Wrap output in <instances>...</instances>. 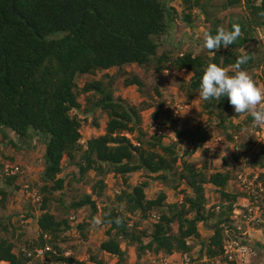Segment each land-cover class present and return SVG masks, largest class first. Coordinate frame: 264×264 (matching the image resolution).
I'll use <instances>...</instances> for the list:
<instances>
[{
    "label": "trees",
    "instance_id": "obj_1",
    "mask_svg": "<svg viewBox=\"0 0 264 264\" xmlns=\"http://www.w3.org/2000/svg\"><path fill=\"white\" fill-rule=\"evenodd\" d=\"M181 2L183 9L178 12L172 4L167 5V0H0V132L7 129L17 137L19 143L12 139L9 141L16 149L30 141L33 148L36 142L44 146L39 186L43 197L40 214L36 218L38 239L34 245H27V249L16 253L10 240L0 238V261L32 264L33 259H36L35 262L40 259L34 256V250L47 246L49 250L44 256L56 262L88 264L87 261L65 256L55 243L58 235L70 228L67 218H59L49 209L52 193L64 187V179L58 177L63 158L78 168L80 176L92 170L99 177L91 184V193H84L73 200L66 206L67 209L88 206L95 213L97 207L92 195L101 194L105 187L102 177L110 172L124 177L143 170L150 175L156 174L154 178L163 183L170 178L177 180L189 190L190 193L181 201L167 203L164 192L156 198L147 199L144 192L147 182L143 181L117 196L119 203L124 202L125 212H139L141 218L152 216L154 221L151 231L146 232L144 229L136 230L134 224L128 226L124 212L117 209L104 212L102 222L108 225L106 238L97 249L114 256L116 264L125 258L122 242L135 246L137 257L145 252L161 257L174 252L189 254L193 248L191 240H200V256L214 261L222 258L225 240L229 238L226 230L232 228L230 214L238 196V193L226 189L233 174L228 169L208 170L205 165L196 167L183 159L194 154L207 141V136L197 138L191 131L170 128L177 140H186L192 145L191 148L185 147L181 163L177 166L178 141L165 144L162 136L150 134L142 128L139 107L114 95L113 77L107 76V81H87L80 89L76 82L81 75L115 68L125 75V86L135 85L140 89L143 87L141 78L124 69L126 65L134 64L155 73L189 71L191 76L186 88L189 95L198 94L202 68L210 60L225 68L234 63L242 47L254 43L255 29L264 27V19L258 16L264 11V0H223L219 8L217 4H212L213 0ZM241 5L244 10L229 13L227 21L219 16V12ZM197 16L207 23L205 30L210 28L213 33L218 26L230 28L238 22L243 36L227 48L221 46L212 50L216 53L215 57L204 47L203 54L194 53L191 49L176 54L170 49L159 50L161 39L168 33L172 22H181L193 28L192 21L199 19ZM257 50V47L246 50L251 59L242 67L249 74L259 69L264 80V57ZM86 93L90 94L88 98L91 100L87 101L90 107L84 112L98 109L106 114L107 121L103 134L90 137L83 144L81 122L71 114V110L80 108L78 97ZM201 101L203 112L217 120L219 126L232 124L235 129H241V125H233L229 121L234 107L227 96L218 101L215 98ZM164 102L166 100H162V104ZM158 111L152 113L151 119L159 118L161 109L160 113ZM234 114L237 115L235 111ZM164 116L171 121L170 115L165 113ZM248 119L252 118L248 116ZM164 121L161 120L162 125L169 128ZM125 133H129L130 138ZM235 134L226 136L236 142L238 137L235 139ZM34 137L36 141H33ZM235 148H238L236 143ZM234 158L237 159V155ZM225 164H228L227 159ZM246 166L264 168V146L242 165L241 170ZM3 176L7 186L17 178ZM259 177L264 186V173ZM206 184L219 193L217 212L206 207ZM17 188L14 186V189ZM7 192L5 187L0 186V210L6 206ZM117 217L123 220L120 226L114 222ZM199 224L212 231L205 240L200 237ZM1 229L7 230L0 217ZM243 242L264 253L261 243L248 239ZM52 247L57 248V256L52 254ZM28 252H33L32 256H28ZM89 261L101 263V259L93 257Z\"/></svg>",
    "mask_w": 264,
    "mask_h": 264
},
{
    "label": "rangeland",
    "instance_id": "obj_2",
    "mask_svg": "<svg viewBox=\"0 0 264 264\" xmlns=\"http://www.w3.org/2000/svg\"><path fill=\"white\" fill-rule=\"evenodd\" d=\"M170 5L180 12L183 9V3L181 0H167ZM223 0H213L212 4H219ZM259 2V0H257ZM244 10L242 5L235 9L219 12L220 17L227 21L229 13H241ZM199 17V16H197ZM195 19V18H194ZM192 19V20H194ZM193 28L186 26L184 23L170 24L169 31L161 39L162 45L159 50H167L173 54L184 50H193L194 53L203 54L204 48L202 45V34L205 31L207 23L203 18L195 19L192 21ZM258 48L257 53H261L264 57V27L255 29L254 43L245 44L242 49L252 50ZM128 73H134L138 75L143 81V87L138 89L135 85L125 86L124 77L115 68L109 70H99L94 74L81 75L76 79L78 88L80 89L85 82L93 79L108 80L107 76L113 77V86L115 88L114 95L125 99L129 104H133L139 107V113L141 118L142 128L147 127L148 121L152 118V113L155 110H159L161 115L159 119H165V123L172 127H178L186 131H191L197 138L202 135L207 136V141L198 148L194 154L184 156L183 159L194 163L196 167L205 165L208 170H221L228 169L233 174L232 179L235 181L236 174L242 171V165L250 161L256 153L260 151V148L264 146L259 139L262 127H254L252 119H248L247 114L235 115L234 108L229 115V121L235 124L241 125V129L237 130L232 124H223L219 126L217 120L212 119L202 110V101L198 97L199 94L189 95L186 88V82L191 76L189 71H180L175 73L174 71L166 70L161 73H155L151 69H145L137 65H126L124 67ZM174 72V73H172ZM250 74L256 84L264 89V80L262 73L259 69L251 71ZM250 73V72H249ZM90 94H80L78 101L80 103L79 109L71 110V114H74L81 122V143L90 138L104 133L107 116L104 112L96 109L89 113H85L90 107L88 100H91ZM162 100H170L171 102L188 103L189 107L185 108L176 118H165V111L162 110ZM174 119V120H173ZM166 126V125H165ZM174 137H167L163 139V143H172L178 141L177 153L178 161L177 166L181 163V155L185 147L191 148L192 145L188 141L185 143L177 140L173 129H170ZM236 133L237 141L229 140L226 134ZM134 139L133 134L131 135ZM10 139L19 143L14 134L5 129L0 132V186L5 187L8 191L7 203L5 208L0 210V217L3 218V222L7 230H0V238H6L14 244L13 251L16 253L27 249V245H34L38 239L39 231L36 225V218L40 214V204L42 201L43 193H41L39 186L41 185L40 177L43 170V151L44 146L40 142H36V146L31 147V141L26 143L22 148H14L10 143ZM36 141V138H33ZM238 148H235V143ZM237 152V153H236ZM237 155V159L234 158ZM78 157V156H77ZM225 159L227 163L225 164ZM17 163L21 165L23 169V176L17 177L12 185L7 186L4 179V166L6 164ZM250 169L259 175L264 173V168L246 166L244 169ZM156 174H148L146 171L139 170L132 172L126 176H120L114 173H107L104 175V189L101 194H93L92 199L96 203L97 211L91 212L88 206L81 207L77 210L67 209L73 200L79 199L84 193H91V184L99 177L95 175V172L89 170L80 176L78 168L70 163L66 158L62 159V170L58 174V177L64 179V187L60 190H56L52 193L50 202V212L54 213L57 217H65L68 219L70 228L65 232L58 235L55 243L61 249L65 256H72L75 259L87 261L88 264H96L91 262V258L101 259L100 264H116V258L107 253L100 252L97 247L99 243L106 238L105 230L108 225L101 222L99 226H92L93 217L103 219L104 212L111 211L112 209L119 210L125 213L127 217L128 226L132 224L136 225V230L151 231L154 217L147 216L141 218L139 212L128 213L125 212V204L123 201L119 203L117 196H120L123 191H128L132 186L139 184L143 181L147 182V187L144 189L145 197L147 199L156 198L160 192H164L166 195L165 202L171 203L175 201H181L183 197L189 194V190L183 183L174 179H169L168 182L163 183L159 179H155ZM260 178V177H259ZM262 183V180H260ZM28 184L31 187L37 188L40 194V200L34 202L27 192L22 187L23 184ZM17 186V189H14ZM176 186V187H173ZM227 191L234 192L236 189L235 184L231 187L228 184ZM96 193V192H95ZM238 193V192H237ZM236 193V194H237ZM241 194V193H240ZM204 195L206 198V207L213 209L215 212L216 206L219 205L220 196L216 189L206 184L204 186ZM239 196V195H238ZM264 204V196H263ZM214 207V208H212ZM264 216V213H263ZM83 225L79 228L78 225ZM264 227V222L260 225ZM200 237L202 240L208 238V234L211 232L209 229L203 226H198ZM146 241V239H144ZM193 248L189 255L191 257L192 264H216L214 260H208L206 257L200 256L201 245L200 240H191ZM264 245V244H262ZM122 249L125 251V258L118 264H150L154 259H158L153 253L145 252L140 257H137L135 246L121 243ZM32 249V248H31ZM52 254L57 256L59 254L57 248L52 247ZM53 259H55L53 257ZM246 264H264V253L257 251V254L253 258L249 255L245 256ZM32 260V264H63L60 261H54L51 257L46 255L43 258ZM214 261V262H213ZM0 264H7L5 261H1Z\"/></svg>",
    "mask_w": 264,
    "mask_h": 264
},
{
    "label": "built area",
    "instance_id": "obj_3",
    "mask_svg": "<svg viewBox=\"0 0 264 264\" xmlns=\"http://www.w3.org/2000/svg\"><path fill=\"white\" fill-rule=\"evenodd\" d=\"M188 106V103L171 102L168 100L162 104V110L172 118H176L185 108H188ZM146 131L150 134L162 136L163 139L174 137L172 131L164 127L159 118L155 120L150 119L147 123ZM125 136L130 138L129 133H125ZM260 136L261 138L259 141L261 144H264V127H262ZM236 138L235 136V139ZM131 141L133 144H137L135 141ZM181 142L185 143L186 140H182ZM23 172L21 165L17 163L6 164L3 170L4 175L16 177L23 176ZM235 182L240 188L241 194L233 204L230 214L232 228L227 229L226 227L229 238L225 240L223 256L215 261L216 264H246L247 261L245 256L253 254V249L243 242V240L248 239L246 237L247 229L260 226L264 222V186L259 179V174L246 168L236 174ZM22 187L34 202L40 200V194L37 188L31 187L26 183L23 184ZM238 199H240V201ZM218 209L219 205L216 206V210ZM47 250H49L47 246L44 248H37L34 250V256L43 258ZM32 254L33 252L27 253L28 256H32ZM157 258L158 259L151 261L150 264H192L191 257L188 253L174 252L171 255Z\"/></svg>",
    "mask_w": 264,
    "mask_h": 264
},
{
    "label": "clouds",
    "instance_id": "obj_4",
    "mask_svg": "<svg viewBox=\"0 0 264 264\" xmlns=\"http://www.w3.org/2000/svg\"><path fill=\"white\" fill-rule=\"evenodd\" d=\"M258 16L264 19V11L259 12ZM242 36L243 31L238 22L230 28L218 26L215 33L209 28L202 34L203 47L215 57L216 53L212 50H218L221 46L227 48ZM250 59L251 55L242 49L235 62L226 68L210 60L202 68L198 97L203 101H211L213 98L218 101L222 96H227L237 115L247 114L252 118L254 127H264V89L242 67ZM101 222L97 217L91 221L92 226H99ZM114 222L120 226L123 220L117 217Z\"/></svg>",
    "mask_w": 264,
    "mask_h": 264
},
{
    "label": "crops",
    "instance_id": "obj_5",
    "mask_svg": "<svg viewBox=\"0 0 264 264\" xmlns=\"http://www.w3.org/2000/svg\"><path fill=\"white\" fill-rule=\"evenodd\" d=\"M81 142H82V140H81ZM228 184L230 185V187L233 184H235L236 189L232 193H237L238 192V195H240V193H241L240 188L238 187V185H237V183L235 181L230 180ZM238 197L239 196H237V198ZM238 200L240 201V199H238ZM199 225H201V224H199ZM209 231H211V230H209ZM211 234H212V231L208 234V236H210ZM246 237L249 239L250 242H255V243L257 242V243L264 244V227L263 226H255V227H252V228H248ZM249 246L253 249V254L250 255V258H253L254 255L257 254L258 250L255 249L252 244L249 245Z\"/></svg>",
    "mask_w": 264,
    "mask_h": 264
}]
</instances>
